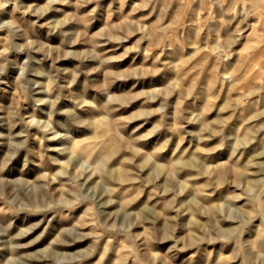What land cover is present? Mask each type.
<instances>
[{
    "label": "rangeland",
    "instance_id": "obj_1",
    "mask_svg": "<svg viewBox=\"0 0 264 264\" xmlns=\"http://www.w3.org/2000/svg\"><path fill=\"white\" fill-rule=\"evenodd\" d=\"M0 264H264V0H0Z\"/></svg>",
    "mask_w": 264,
    "mask_h": 264
}]
</instances>
